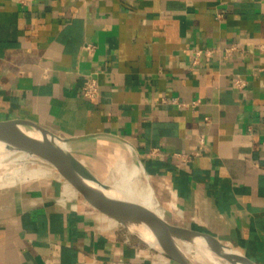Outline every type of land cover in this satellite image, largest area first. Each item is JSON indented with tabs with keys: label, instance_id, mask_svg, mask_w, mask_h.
I'll list each match as a JSON object with an SVG mask.
<instances>
[{
	"label": "crops",
	"instance_id": "1",
	"mask_svg": "<svg viewBox=\"0 0 264 264\" xmlns=\"http://www.w3.org/2000/svg\"><path fill=\"white\" fill-rule=\"evenodd\" d=\"M14 122L82 137L75 155L110 187L135 164L161 217L264 264V0H0ZM23 164L0 171V264H179L54 165Z\"/></svg>",
	"mask_w": 264,
	"mask_h": 264
},
{
	"label": "water",
	"instance_id": "2",
	"mask_svg": "<svg viewBox=\"0 0 264 264\" xmlns=\"http://www.w3.org/2000/svg\"><path fill=\"white\" fill-rule=\"evenodd\" d=\"M81 138H65L40 126L14 122L0 125V144L5 147L0 153L22 150L54 165L95 208L145 240L143 233L150 231L153 240L147 241L179 264H197L186 250L187 243L213 254L223 264H258L209 233L175 225L137 199L113 194L112 187L104 184L75 155L72 144Z\"/></svg>",
	"mask_w": 264,
	"mask_h": 264
},
{
	"label": "bare ground",
	"instance_id": "3",
	"mask_svg": "<svg viewBox=\"0 0 264 264\" xmlns=\"http://www.w3.org/2000/svg\"><path fill=\"white\" fill-rule=\"evenodd\" d=\"M1 150H5V147H3L2 145L0 146V151ZM11 155L12 153L6 154V151L0 154V167H2L3 164L7 163L11 159L10 157ZM21 159H35V157L31 156L29 153H23L14 158V160H21ZM21 164L22 166H20L17 169H21L23 166L26 165L23 163ZM122 165L121 167H119L118 170H116L119 176L118 178L116 177L117 179L112 185L111 192L115 195L126 196L137 199L143 204L151 207L157 214H159L157 201L155 200V195L152 188L146 184L142 185L140 181L142 176L141 169H139L135 164L132 166H127V164L123 166ZM17 169L15 168V170ZM143 234L147 240L150 241L153 240V235L150 231L147 230ZM186 250L193 258H195L199 262L210 260V262L214 261L215 264H223L213 254L203 252L201 248L193 246L189 243L186 244ZM230 264H235V263L231 262Z\"/></svg>",
	"mask_w": 264,
	"mask_h": 264
},
{
	"label": "built area",
	"instance_id": "4",
	"mask_svg": "<svg viewBox=\"0 0 264 264\" xmlns=\"http://www.w3.org/2000/svg\"><path fill=\"white\" fill-rule=\"evenodd\" d=\"M21 4H28L31 0H18ZM86 48L88 51L92 52L94 50V45L87 44ZM240 50V45L238 43H233L224 48V54L226 57H230ZM234 85L236 88H243L245 85V80L241 77H237L234 80ZM99 94V82L96 78L91 77L87 79V82L83 88V95L86 98H94Z\"/></svg>",
	"mask_w": 264,
	"mask_h": 264
},
{
	"label": "rangeland",
	"instance_id": "5",
	"mask_svg": "<svg viewBox=\"0 0 264 264\" xmlns=\"http://www.w3.org/2000/svg\"><path fill=\"white\" fill-rule=\"evenodd\" d=\"M8 153H12V155L10 156L11 157V159L7 162V163H5V164H3V166H2V168L0 167V171H4V170H8V169H11V168H14V167H16L18 164H21V163H29V162H31V161H33V159H21V160H14V158L15 157H17V156H19V155H21V154H23V153H26L25 151H22V150H16V151H12V152H9V151H7L6 152V154H8ZM1 154V153H0ZM118 174H116V177L118 178ZM116 178V179H117ZM144 179L141 177V183H142V185L145 183V181H143ZM110 181H111V179H110ZM192 257V256H191ZM193 258V257H192ZM195 261H196V263L197 264H214V263H212V261L210 262V260L208 261V260H206V261H204V262H199L198 260H196L195 258H193ZM226 264V263H225Z\"/></svg>",
	"mask_w": 264,
	"mask_h": 264
}]
</instances>
